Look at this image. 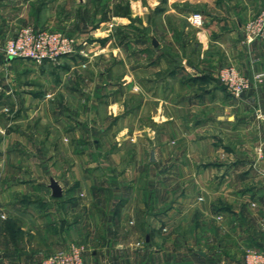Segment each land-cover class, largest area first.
Segmentation results:
<instances>
[{"label": "crops", "instance_id": "1", "mask_svg": "<svg viewBox=\"0 0 264 264\" xmlns=\"http://www.w3.org/2000/svg\"><path fill=\"white\" fill-rule=\"evenodd\" d=\"M90 1L0 0V212H20L11 200L27 195L22 174L33 163L63 190L56 198L49 183L43 203L32 187L33 229L49 249L6 251L0 264H41L71 240L85 245L87 264H245L230 232L248 241L241 226L264 196L239 205L229 195L255 193L242 186L262 161L251 148L264 144L256 115L264 79L238 98L219 69H264V39L247 43L243 30L264 0H104L92 25ZM24 25L89 33L101 55L43 64L8 57L9 34ZM119 33L129 36L115 42ZM23 61L41 77H22ZM232 136L239 148H228ZM30 145L35 152H15ZM56 160L62 180L52 173Z\"/></svg>", "mask_w": 264, "mask_h": 264}, {"label": "rangeland", "instance_id": "2", "mask_svg": "<svg viewBox=\"0 0 264 264\" xmlns=\"http://www.w3.org/2000/svg\"><path fill=\"white\" fill-rule=\"evenodd\" d=\"M103 2H104V0H92L87 4L88 9H89V13L91 14V17H88L90 22H91L90 23L91 25L95 23L94 15H95L96 11L100 10L101 7L103 8L105 5L108 6V4H109L108 2H105V3H103ZM45 29H47V28H45ZM48 29H50V28H48ZM69 35H71V34H69ZM71 36H74L79 42V50L77 52V55H80L79 59L82 60L81 62H85V60L88 58H90L91 61L95 62L97 56L100 57L101 52L99 51V52L95 53V49L93 47L95 45V38L93 35H89V33H84L83 35H81V38L79 37V35H71ZM128 36L129 35H126L125 33H119V34L113 35V39L115 42H124L126 40V38H128ZM10 37H12V33L9 34V38ZM108 38H109L108 40H111L110 36H108ZM75 54H73V55H75ZM106 55H107V59L102 64V67H104V68L105 67L108 68L111 64H113L111 56L108 53H106ZM65 57H69V56H65ZM23 63H25V65L22 66V69H23L22 77H24V78L25 77H41V75H42L41 73L36 74L34 72V69L36 70V68L34 66H30L28 63H26L24 61H23ZM141 64H142V62H141ZM225 65H223L222 67H224ZM25 69H29L31 71V73L27 74L26 72H24ZM220 69H219V71H220ZM29 70H28V72H29ZM241 70H242V68H241ZM257 82L258 81L254 80L248 89H250ZM248 89H246V90H248ZM242 94L237 96V97L240 98L242 96ZM234 97H236V96H234ZM4 100L5 99H2V97H0V102H2ZM22 105H27V104L23 103ZM8 112L11 113V111H8ZM256 115L259 119H262L264 117V113H262L259 109L257 110ZM31 129H32V127H27L28 131H31ZM63 138H64V141H66V142L69 141V137L67 135L64 136ZM110 139L111 140L108 141L109 144L114 143L112 138H110ZM239 141L240 140L237 137L233 138V136H232L231 141L227 139L226 143L228 145V148L236 149V148H239V145H240ZM70 146H71L70 144L64 143L62 145L64 152L67 150L71 151L72 148ZM252 146H253V149L251 148V150H253V152H251V150L249 149L250 152L251 153H257L258 155H260L262 158V161L253 163L256 166V169L254 168L255 173L252 176V178L247 180V182L244 181L245 183L242 187L243 188H244V186L245 187H252V192L255 191V193L253 194L251 192L252 194L247 195L246 198H244L243 195H240V193L239 194L230 193V195H229V197L231 198L230 201L231 202L232 201L238 202L239 205H242L243 203L250 204L251 202H253L252 205H257L258 201L262 200V197L264 196V194H262L264 192L260 188V187L264 186V174H263L264 173V144H263V147L261 145L258 147H255L254 145H252ZM17 147H18L17 148L18 150L15 152H18L21 154H26V155L30 154L31 152H35L34 150H36L34 145H30L28 147H20V146H17ZM39 148L40 149L42 148V150L45 151L44 150L45 147L43 145L40 146ZM61 151H62V149H61ZM37 153H38V151H37ZM62 164H64V163L61 162L60 160H56L55 165H54V170L52 172L55 175V177L59 178L60 180H62L60 177L62 172H63ZM23 165H24L25 169L26 168H27V170L30 169V167L28 165H26L25 163H23ZM33 167H34V170L31 168L32 169L31 171L29 170L26 172V170H25L24 174H22V179L24 180V184L22 186V189L24 191H26L27 195H24L23 197L15 196L14 199L11 200V204H15V203L19 204V200H20V204H19L20 212L16 213L11 208L8 209L6 212H4V211L0 212V255L6 251H13V250H16L18 252H23V253L24 252L29 253L30 251H34V249H49V247H48L49 245L45 242L46 239L45 240L41 239V238L39 239L37 236L39 234L37 232H35L33 229L34 228L33 224L35 223L36 214L33 212V209L31 208L30 202H32L33 199L37 196V193H34L35 189L33 190L32 187H36V189L38 188V190H41V192L43 194L45 193V197L42 194H39V195H41L40 202H43L44 199H48V197H50V192H49V189L47 188L49 183H50V179H49L50 178V176H49L50 172H46L45 175L39 176L38 169H42V167L40 165H36L35 163H33ZM32 171L35 172L33 175H32V173H33ZM232 179H233L232 182H239V180L235 177H232ZM38 182H39V184H38ZM237 184H238L237 187H240V184L239 183H237ZM46 194L48 197L46 196ZM242 197H243V199L241 200L240 198H242ZM56 198H59V197H56ZM84 200H86V199H84ZM249 201H250V203H249ZM247 206H249V205H247ZM259 207H260V210H258L259 208L257 209V207H256V209L251 208V207L249 208L248 215L245 216V222H243L244 225L241 226V230H243V233H245V235H248V237H249L247 242L244 241L245 239L244 240L241 239V236H240L241 232L240 231L238 232L237 229H236L237 231L234 230V231L230 232V234L232 235L229 238V239H231L230 243H236L237 242L238 244H240V245L236 244V246L239 247V248L237 247L238 251H241L242 253H245L246 251H250V250H257V251L264 252V203ZM261 209H262V212H261ZM44 221L46 222V220H44ZM234 241H236V242H234ZM70 243L83 244L77 240H71V241L64 243L66 245H64L63 247L67 248V246ZM233 246H234V244H233ZM49 255H50V253H49ZM244 256H245V254H244Z\"/></svg>", "mask_w": 264, "mask_h": 264}, {"label": "built area", "instance_id": "3", "mask_svg": "<svg viewBox=\"0 0 264 264\" xmlns=\"http://www.w3.org/2000/svg\"><path fill=\"white\" fill-rule=\"evenodd\" d=\"M192 22L201 24V13L192 15ZM244 39L247 43L264 39V4L244 23ZM78 40L64 31L36 28L33 25L22 26L16 35L8 38L4 51L8 57H16L36 64L58 63L65 56L77 53ZM220 80L234 96L241 95L254 80L264 79V69L245 73L238 64L228 63L219 71ZM86 247L80 243H70L67 248L59 249L47 256L41 264H87ZM245 264H264V252L250 250L245 253Z\"/></svg>", "mask_w": 264, "mask_h": 264}, {"label": "water", "instance_id": "4", "mask_svg": "<svg viewBox=\"0 0 264 264\" xmlns=\"http://www.w3.org/2000/svg\"><path fill=\"white\" fill-rule=\"evenodd\" d=\"M50 187L52 189L53 196H55V197L62 196L63 190H62V186L60 185L58 180H56L55 178H52L51 182H50Z\"/></svg>", "mask_w": 264, "mask_h": 264}]
</instances>
